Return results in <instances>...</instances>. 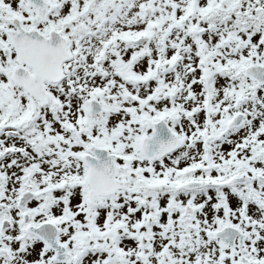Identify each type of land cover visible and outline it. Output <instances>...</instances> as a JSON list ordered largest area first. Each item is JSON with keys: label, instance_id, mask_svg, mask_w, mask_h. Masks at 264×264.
<instances>
[{"label": "flooded vegetation", "instance_id": "1", "mask_svg": "<svg viewBox=\"0 0 264 264\" xmlns=\"http://www.w3.org/2000/svg\"><path fill=\"white\" fill-rule=\"evenodd\" d=\"M136 1L0 0V264H67L29 230L53 223L62 242V189L86 193L89 224L100 204L119 207L90 240L112 248L107 262L264 264V0L141 4L95 50L90 29ZM48 52L63 76L36 82L42 101L12 76Z\"/></svg>", "mask_w": 264, "mask_h": 264}, {"label": "rangeland", "instance_id": "2", "mask_svg": "<svg viewBox=\"0 0 264 264\" xmlns=\"http://www.w3.org/2000/svg\"><path fill=\"white\" fill-rule=\"evenodd\" d=\"M169 1L170 0H137L136 3L132 5L128 3L125 11H121L119 14L109 13L107 18H111L112 20L107 21L102 26L98 25L90 29L88 35L90 44H95V50H99V53H101L102 49L105 47L104 45L116 44L121 34L126 31L124 23L129 21L141 4L155 2L159 6H168ZM175 1L177 2V0ZM98 6H100V3ZM95 16L97 17L98 15L96 14ZM181 22L182 20L180 17L173 22V25L179 26ZM178 32L179 31L176 30H170L167 32L169 36L166 33L164 36L170 42H180L178 40ZM99 53H94V55L97 56ZM83 96L79 98V103ZM75 114L81 116L82 113L80 111H75ZM212 176L215 177L214 175ZM54 195H56L55 198L58 199L55 213L58 215L57 218H61V221H58V223L60 225L62 224L60 239L69 248L75 249L79 255H82V258H79L76 264H113L107 262L108 255L112 248L100 242L99 245H95L92 249L93 245L90 244V240L91 238H95L96 240L102 238L103 240L106 230H102V228L105 226V220L110 214L109 210H115L118 214L119 207L117 205L104 207L100 204L93 209L94 220L92 222L91 219V223L89 224L90 216L87 212V196L83 190L76 189L69 192L66 189H62L60 191H55ZM209 209L210 208H208V210ZM89 213L91 214V212ZM39 250L40 245H37V248L35 245H31L27 251L29 256H23L28 260L38 258L41 255ZM115 264H117V262Z\"/></svg>", "mask_w": 264, "mask_h": 264}, {"label": "water", "instance_id": "3", "mask_svg": "<svg viewBox=\"0 0 264 264\" xmlns=\"http://www.w3.org/2000/svg\"><path fill=\"white\" fill-rule=\"evenodd\" d=\"M47 15L48 13H44V12H41L40 14L38 13V17L42 19H46ZM144 15L152 16L153 15L152 8H145ZM141 41L142 40H130L128 42L141 43ZM19 44L21 45V47H24L23 38L19 41ZM47 47L49 48L48 42H47ZM57 59L58 57H54V56L51 57V54L48 52L46 61L43 58V61H41L40 63H37L39 60L37 62H34L36 65V73L33 76L32 75L31 77L27 76L26 74L23 73L21 67H16L12 78L15 80L17 84L24 87L28 92H30L31 95L34 96L36 99L45 101L47 99V91L43 88L42 85L41 87L36 85V82L43 81L44 78H50L53 81H58L61 79V77L63 76V72L61 69V61ZM262 69H264V67H262ZM255 70H256V67L250 66L249 68H247L246 73L250 77L254 78L253 76L254 74H252V72ZM90 103L92 106L91 112L97 113L98 111H95L93 109H95L97 105H100V103L96 99L91 100ZM101 109L103 110L104 108L101 107ZM245 180H246L245 178H236L233 180V182H243ZM195 185H196L195 182H191V183L186 184V188L191 189V188H194ZM119 187H120L119 184H116V185L112 184L109 188H106V189H95L91 192V194L92 195H108L110 193H114V191ZM29 230H31L38 237H40L41 240L45 242L46 246L49 249H52L54 251V257H53L54 260L61 262V263H67V264L72 263L73 255L69 251L68 247L59 240V229L56 225H54L53 223H45L39 227L30 228ZM238 263L244 264L246 262L244 261L242 262L241 260H239Z\"/></svg>", "mask_w": 264, "mask_h": 264}, {"label": "trees", "instance_id": "4", "mask_svg": "<svg viewBox=\"0 0 264 264\" xmlns=\"http://www.w3.org/2000/svg\"><path fill=\"white\" fill-rule=\"evenodd\" d=\"M178 33H179L178 40H181V39H183V37H185L186 30L185 29H182Z\"/></svg>", "mask_w": 264, "mask_h": 264}]
</instances>
